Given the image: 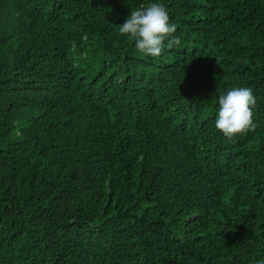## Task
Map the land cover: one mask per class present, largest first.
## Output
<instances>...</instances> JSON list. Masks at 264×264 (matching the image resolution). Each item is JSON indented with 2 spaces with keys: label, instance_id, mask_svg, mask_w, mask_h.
I'll return each instance as SVG.
<instances>
[{
  "label": "trees",
  "instance_id": "1",
  "mask_svg": "<svg viewBox=\"0 0 264 264\" xmlns=\"http://www.w3.org/2000/svg\"><path fill=\"white\" fill-rule=\"evenodd\" d=\"M152 2L181 41L159 57L119 32ZM239 86L256 128L229 140ZM257 261L264 0H0V264Z\"/></svg>",
  "mask_w": 264,
  "mask_h": 264
},
{
  "label": "clouds",
  "instance_id": "2",
  "mask_svg": "<svg viewBox=\"0 0 264 264\" xmlns=\"http://www.w3.org/2000/svg\"><path fill=\"white\" fill-rule=\"evenodd\" d=\"M178 25L170 22L166 7L157 2L132 10L126 21L120 25L121 35L135 42L136 49L151 57H159L165 47L171 49L181 43L174 35ZM166 42V44H165ZM256 98L250 87H232L218 96L215 128L224 137L233 140L238 134L254 131L253 108ZM256 264H262L257 261Z\"/></svg>",
  "mask_w": 264,
  "mask_h": 264
}]
</instances>
